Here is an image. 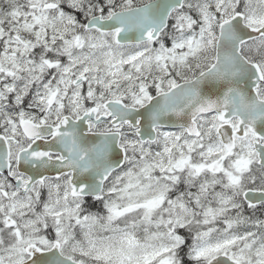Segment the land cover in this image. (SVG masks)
Here are the masks:
<instances>
[{"label":"snow or ice","instance_id":"1","mask_svg":"<svg viewBox=\"0 0 264 264\" xmlns=\"http://www.w3.org/2000/svg\"><path fill=\"white\" fill-rule=\"evenodd\" d=\"M0 264H264V0H0Z\"/></svg>","mask_w":264,"mask_h":264}]
</instances>
